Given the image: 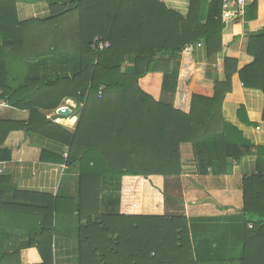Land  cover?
Instances as JSON below:
<instances>
[{
    "label": "trees",
    "instance_id": "1",
    "mask_svg": "<svg viewBox=\"0 0 264 264\" xmlns=\"http://www.w3.org/2000/svg\"><path fill=\"white\" fill-rule=\"evenodd\" d=\"M20 1L36 0H0V101L29 110L31 120L25 124L0 119V162L11 159L3 144L13 130L54 137L69 147L68 156L57 161L79 170V195L20 191L7 174H0V264H53V239L62 231L63 215L73 222L72 232L78 236L80 264H264V145H254L221 114L234 72L246 87L264 92V29L249 35L250 63L238 68L236 58L226 57V78L205 83L201 67L185 69L182 76L180 62L176 65L173 59L202 38L210 56L222 51L224 0H191L186 17L161 0H46L52 16L24 22L16 15ZM73 10L78 13L73 35L80 62L77 73L46 82L23 78L17 61L47 53L34 38L37 23L46 30L54 18L61 21ZM253 11L256 1L248 2L246 19ZM97 36L111 46L93 49ZM128 59L134 61L133 72L124 70ZM158 72L163 73V99L142 84ZM57 95L83 105L74 132L40 111L57 108ZM188 143L202 173L208 167L216 174L227 173L233 161L255 150L257 174L243 181L240 257L196 259L187 217L140 213V187H134L136 198L128 205L134 212L101 208L105 178L117 177L120 184L125 177L135 179L134 186L151 175L168 182L178 178L182 145ZM11 234L21 236L24 247L31 248L33 262L23 261L19 248L2 245L3 235Z\"/></svg>",
    "mask_w": 264,
    "mask_h": 264
},
{
    "label": "crops",
    "instance_id": "2",
    "mask_svg": "<svg viewBox=\"0 0 264 264\" xmlns=\"http://www.w3.org/2000/svg\"><path fill=\"white\" fill-rule=\"evenodd\" d=\"M161 1L169 9L184 17L188 16L191 0ZM252 1L257 2V11H253V16L248 20L246 6ZM238 8L234 9L235 13L231 18H224L222 12V19L225 21L222 51L210 56L207 40L202 38L193 44L190 51L174 57L173 62L176 65H179V62L181 64L182 76L185 69L201 67L199 74L202 73L203 82L212 83L216 79L226 78V57L236 58L238 68L252 61L247 52L249 35L264 29V0H244L243 6ZM210 11L211 6L207 14H210ZM52 12V6L46 0L20 1L16 4L17 19L21 22L44 21L52 16ZM77 19L78 13L73 10L64 14L61 21L58 16L54 18L46 30L42 24L37 23L34 38L47 53L17 61V71L21 72L23 78L30 77L46 82L56 80L60 76L73 77L77 73L80 64L78 52L75 51L77 40L74 38L77 33ZM124 70L134 71L133 59L127 60ZM162 80L163 73L158 72L149 74L142 84L147 92L158 99L162 96ZM197 80V77H194L196 83ZM59 99L57 95L56 101ZM82 107L83 105L74 98H64L57 108L40 111L47 119L74 132ZM221 110L224 121L240 129L254 145H264V92L246 87L238 71L232 76V91L226 95ZM30 117L29 110L12 107L5 100L0 101V119L27 124L31 120ZM3 146L10 149L11 159L0 162V174H7L15 188L30 193L53 196L63 193L66 196L78 197L79 170L72 169L70 165L64 167L65 162L57 161V158L61 159L69 154L68 145L41 132L19 129L7 135ZM253 151L239 162L233 161L227 173L216 174L211 167L202 173L192 145L183 144L182 173L178 178L168 182L164 176L151 175L143 179L138 186H134L135 179L131 178L125 177L121 184L117 177L105 178L100 195L101 208L105 212H134V208L130 209L128 205L136 198L134 187H140V213L187 217L196 259L240 257L245 232V220L242 215L243 181L246 177L257 174V157ZM137 182L139 183L138 180ZM72 227L73 222L69 223L63 215L62 231L53 239V264H80L79 239L76 233L72 232ZM28 250L27 259L24 261L33 262V259H29L32 256L31 248Z\"/></svg>",
    "mask_w": 264,
    "mask_h": 264
},
{
    "label": "built area",
    "instance_id": "3",
    "mask_svg": "<svg viewBox=\"0 0 264 264\" xmlns=\"http://www.w3.org/2000/svg\"><path fill=\"white\" fill-rule=\"evenodd\" d=\"M244 4V0H224L223 1V17L224 18H231L233 16L234 9L236 7H242ZM238 8V9H239ZM238 11V10H237ZM111 46L110 41L104 40L102 37L97 36L93 40L92 48L98 51H103ZM68 154L65 155L67 157ZM67 167V164H64V167Z\"/></svg>",
    "mask_w": 264,
    "mask_h": 264
},
{
    "label": "rangeland",
    "instance_id": "4",
    "mask_svg": "<svg viewBox=\"0 0 264 264\" xmlns=\"http://www.w3.org/2000/svg\"><path fill=\"white\" fill-rule=\"evenodd\" d=\"M162 89V86L160 87V90ZM156 91L158 92V90L156 89ZM159 94V93H158ZM162 96H159L158 99H163V91L162 93ZM9 233V232H8ZM2 245L5 247V248H19L21 250V258L22 260H26L27 259V254H28V248L27 247H24L25 245V241H21V236H18V235H14V234H11V235H3V242H2Z\"/></svg>",
    "mask_w": 264,
    "mask_h": 264
}]
</instances>
